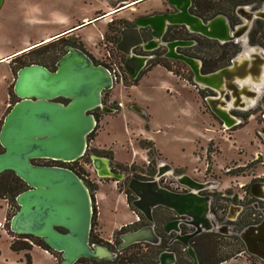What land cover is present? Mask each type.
Segmentation results:
<instances>
[{
  "label": "water",
  "instance_id": "obj_1",
  "mask_svg": "<svg viewBox=\"0 0 264 264\" xmlns=\"http://www.w3.org/2000/svg\"><path fill=\"white\" fill-rule=\"evenodd\" d=\"M181 22L196 30L198 19L185 13ZM178 22L179 16L154 15L138 22L147 25L157 19L163 27L165 19ZM218 24L220 35L226 32L221 17ZM210 27V26H209ZM198 30V29H197ZM144 44L138 27L122 26L121 39L117 48L128 57L125 69L131 78H136L148 57L132 52L136 45ZM65 52L57 59L55 69L40 63H29L19 67L13 83V93L18 99L4 115L0 126V173L11 170L24 181L27 188L18 193L15 201L18 209L10 218L9 227L14 233L39 237L49 248L59 252V264H74L80 258L113 260L119 250L136 243L158 244L160 236L154 230V208L161 206L172 209L178 215L191 218L198 227L209 228L210 212L208 195L196 192L210 185L189 175H180L177 180L192 189L188 193L172 191L161 185L159 179L165 170L172 167L164 160L157 165L152 179L131 177L128 189L134 198L131 204L144 216L146 224L135 230L120 233L116 249L105 243L90 239L94 217L93 195L82 177L72 168L64 165H44L36 159H52L70 162L81 158L88 147V135L95 130L98 119L91 112L101 108L113 113L116 109L108 107L102 100L105 90L114 85L111 70L96 63L84 50L65 45ZM192 69V81L205 88L218 90L233 86L247 65H239V59L232 66L220 68L209 73H201L195 58L176 55ZM245 63V62H244ZM240 80V79H239ZM59 98L66 99L61 101ZM220 97L207 96L206 102L223 120L229 129L239 123L223 106ZM220 106H219V105ZM139 112L141 109L135 107ZM92 167L98 178L112 177L116 180L125 177L124 172L112 169V160L106 156L91 154ZM120 169V166H116ZM264 229V222L257 227ZM164 231H168L165 226ZM251 253L264 258V255L249 249ZM189 253L197 264L193 250ZM174 254L163 250L155 264H171Z\"/></svg>",
  "mask_w": 264,
  "mask_h": 264
},
{
  "label": "rangeland",
  "instance_id": "obj_2",
  "mask_svg": "<svg viewBox=\"0 0 264 264\" xmlns=\"http://www.w3.org/2000/svg\"><path fill=\"white\" fill-rule=\"evenodd\" d=\"M49 7L58 10L56 16L62 13L66 15L67 26L78 24L70 29H77L74 33L78 36L73 39L81 38L94 56L100 57L105 52L104 47L106 50L112 47L101 41L110 19L116 18L114 20L117 22L118 17L131 14V9L124 7L102 16L101 12L111 7L105 0H6L0 7V57L4 54H11L12 57L31 49L38 43L15 52L24 43L63 28V23L51 24L43 20V17H47ZM39 17L43 21H38ZM86 21L91 23L87 25ZM83 24L84 27L79 28ZM36 49L22 57H33L52 66L62 52L55 42ZM17 59H0V126L4 115L18 99L12 90L18 67L15 63ZM170 68L179 74L157 64L144 70L136 84H131L132 80L123 72L122 77L106 93V99L112 100L110 105L116 111L98 112L97 126L81 157L79 168L89 175L95 185L92 194L96 211L93 234L104 241L110 240L114 246L117 245L115 237H119L116 232L130 224L138 213L131 204L134 195L131 192L128 197L125 193L128 180L135 176L153 178L157 170L154 165L160 161L182 165V169L201 180L221 179L224 182L222 191L232 190L238 182L250 177V167L253 165L236 166L251 162L253 156L249 153L252 135L249 137L248 127L240 124L238 126L242 127L235 130H224L210 117L203 105L202 112L199 110L200 97L190 75L183 72L179 63ZM146 141H152L153 146L150 143L146 145ZM150 146L153 155H149ZM91 154L106 156L118 163L125 178L119 181L112 177L98 178L92 167ZM74 165L78 166L79 163ZM226 167L232 168V171L238 170L237 174L245 177L237 178L234 172L228 174ZM182 169H176V174ZM159 181L163 185V179ZM16 210L17 203L0 198V264H59L61 255L58 252H43L40 250L42 247L35 243H32L29 250L15 252L10 249V242L16 238L8 231V217ZM137 248L142 252L147 251L143 244L134 247ZM217 253L227 256L222 251Z\"/></svg>",
  "mask_w": 264,
  "mask_h": 264
},
{
  "label": "flooded vegetation",
  "instance_id": "obj_3",
  "mask_svg": "<svg viewBox=\"0 0 264 264\" xmlns=\"http://www.w3.org/2000/svg\"><path fill=\"white\" fill-rule=\"evenodd\" d=\"M105 1L114 6L117 5L116 12L124 7H129L131 14L118 17L117 22L114 20L116 18L110 19L101 41L105 45L111 44L112 47L107 50L104 47L105 52H102L101 57L94 56L95 54L86 48L81 39H73L78 35L62 36L56 41L63 43L62 54L66 51L65 45L72 44L84 50L94 62L104 64L110 70L114 68V82L122 77L123 72L128 74L125 69V61L128 56L117 48L123 25L128 28L138 27L144 41V44L136 45L132 49L134 54L148 57L145 67L137 76L139 78L147 66L154 62L155 65L161 64L172 72L170 66L179 63L183 72L189 74L192 79L191 67L183 60L176 58V55L195 58L199 63L201 73H209L232 66L233 61L237 58L240 60L239 65H247L232 87L223 88L222 95H219L218 90L214 88L200 87L192 82L201 104L210 117L214 118L224 130L227 129L223 126L224 120L210 108L205 97H220L219 100L223 102L222 107H226L232 116L238 118L239 123L231 126L229 131L242 126L248 127L249 137L252 135L249 153H252L253 156L250 158L251 162L236 166L253 165L250 167V177L246 181L238 182L236 188L222 191L224 182L221 179L201 180L198 176L189 174L186 169H182L180 167L182 165H173L172 162L164 160L172 167L171 170H165L160 177L164 181L162 182L164 187L180 193L191 192L190 187L177 180L178 176L183 174L189 175L194 180L210 183L196 193L210 197L211 226L209 228L198 227L191 222V218L188 216L178 215L170 208L158 206L154 208L153 214L154 230L160 236V242L158 244H136L145 246L148 244V247L151 246L158 251L157 254L163 250L172 252L174 261L171 264H192L194 259L190 255L189 249L193 250L197 264H264V258L249 250L253 249L264 255V229H249L264 222V0H131L129 5L125 4L126 0ZM120 3L123 4L119 5ZM179 12L198 19V30H193L187 23L181 22L180 19L183 18V15ZM102 14L104 13L101 12ZM154 15L167 17L178 15L179 21L169 22L166 18L163 27L157 24V19L150 20L144 26L138 25L139 21ZM219 17H221L223 25L227 26L223 35L218 32V24H214ZM90 23L88 22L87 25ZM56 61L52 66L48 64L45 66L55 69ZM128 77L133 80L129 74ZM108 90L103 92L102 100L108 107H111L112 100L110 99L109 102L106 99ZM59 100L62 101L63 98H59ZM64 100L66 101V99ZM99 111L106 113L99 107L91 111L97 119ZM240 124L242 126H238ZM36 161L44 165L61 164L70 168L75 166L44 158L36 159ZM112 162V169L121 172V166ZM117 165L120 166V169L116 168ZM157 165H154L155 169H157ZM178 168L182 170L176 174ZM225 171L228 174L230 172L237 174L238 170L232 171V168L226 167ZM235 177L243 178L245 176L237 174ZM131 223V227H127L120 233L135 230L147 222L145 218H142L140 221ZM165 226L168 231H164ZM110 247L116 249L117 245ZM217 251L225 252L227 256L219 255Z\"/></svg>",
  "mask_w": 264,
  "mask_h": 264
},
{
  "label": "trees",
  "instance_id": "obj_4",
  "mask_svg": "<svg viewBox=\"0 0 264 264\" xmlns=\"http://www.w3.org/2000/svg\"><path fill=\"white\" fill-rule=\"evenodd\" d=\"M73 43H75V42H73ZM55 44L62 51L63 44L60 41H56ZM45 46H47V45H45ZM34 49H36V48H31V50L28 49L29 51L26 50L28 52L24 51L25 53L22 52L23 54H21L15 58V59L18 58L17 60H15V63L18 65L17 69L19 67L26 65V64H29V63H40V64L46 65L45 62H42L39 60L37 61L33 57H29L28 59L27 58L25 59L22 57L25 54H29ZM62 52L58 55V57L62 54ZM153 65H155V63L149 64L145 70L149 69ZM173 72L176 74H179L176 71H173ZM138 80H139V77H137L136 79H133L131 84H136L138 82ZM62 101H65V100L63 99ZM93 132H94V130L88 135V141L92 138ZM148 143L152 144V146H153L152 141H146V145ZM146 145H144V147ZM2 150H3V148L0 145V151H2ZM148 152H149V155L150 154L153 155L154 152H153V149L151 146H150ZM104 155H107V154H104ZM34 162L37 163L36 160ZM72 169H74L80 175V172L77 171V169H75V167H72ZM138 177L145 179L144 177H141V176H138ZM85 182H86L87 186L89 187L90 191H93V189H95V185L93 183H91L90 181H86V180H85ZM26 188H27V186L24 183V181L21 180L18 176H16L13 171L6 170V171L0 173V198H7V199H10L12 202L16 203V201H15L16 195ZM125 193L129 197V195L131 194V191L129 189H127L125 191ZM17 209H18V205H17ZM136 214H138L140 216V219L144 218V216L139 211ZM11 216L8 218L10 219ZM94 216H95V213H94ZM161 222H162V220H161ZM93 224H94V217H93V221H92V226H93ZM131 224L132 223L127 224L125 226H122L121 229H119V231H117L116 233L118 234V233L126 230L127 227H131ZM8 229H9L8 230L9 233H12V235L16 238L15 240H12L10 242V249L12 251L17 252V251H21V250H29L32 248V243H35L36 245L42 247L43 249L49 251L50 253L56 252V251L52 250L51 248H49L39 237H35L32 235H28V234L14 233L10 230V227ZM90 239L93 242H102V243L108 244L110 246L111 245L113 246V244L110 243L109 241H104L103 239H101L97 235L93 234V229L91 231ZM115 241L117 244L118 238L115 237ZM147 245H146L147 251H145V252H142L138 248H137V250L134 249V247L136 248L138 245L132 244V245H129L122 250H119L117 253V256L113 260H96V259L83 257V258L78 259L74 264H155L157 262V256H158L157 252L158 251L155 248L153 249L151 246L148 247Z\"/></svg>",
  "mask_w": 264,
  "mask_h": 264
},
{
  "label": "crops",
  "instance_id": "obj_5",
  "mask_svg": "<svg viewBox=\"0 0 264 264\" xmlns=\"http://www.w3.org/2000/svg\"><path fill=\"white\" fill-rule=\"evenodd\" d=\"M113 1H116V0H113ZM5 2H6V0H0V7L2 6V5H4L5 4ZM107 2V1H106ZM130 2H131V0L129 1V0H126L125 1V4L126 5H129L130 4ZM108 4H110L111 5V7L110 8H108V9H106L105 10V12H102V13H104V14H102V16L103 15H105V14H107L108 12H110V11H114L115 9H116V6L117 5H113V4H111V3H109V2H107ZM131 6V5H130ZM47 17H43V20L44 21H49V22H51V24H55V23H58V24H61V23H63L62 25H63V28H61V29H59L58 31H55V32H50V33H48L47 35H45V36H43V37H41V38H38V40H34V41H32V40H30V41H28V43H24V44H22V46H20L19 48H17V50H15V52H17V51H20V50H22V49H24V48H27V47H29V46H31V45H34V44H37L38 43V45L37 46H35V47H33V48H37V47H39V46H44V45H50V44H52L53 42H55L56 41V39H58L59 37H69V36H77V34H75L74 32H75V30H77V29H74V30H70L71 28H73V27H75V26H77L78 24H75V25H72V26H67V23H68V19H67V17H66V15L65 14H61V16H56L57 15V12H58V10H56V9H53L52 7H49L48 9H47ZM41 13V12H40ZM42 17H39L38 18V21H43L42 19H41ZM87 23H88V21H86ZM82 27H84V26H81V27H79V28H82ZM78 28V29H79ZM107 29V28H106ZM50 38H52L50 41H47V42H45V40H48V39H50ZM81 39V38H80ZM82 41V40H81ZM83 42V41H82ZM85 45V44H84ZM86 46V45H85ZM86 48L89 50V51H91V49L89 48V47H87L86 46ZM31 50V49H30ZM29 51V50H28ZM28 51H25V52H28ZM14 52V53H15ZM25 52H23V53H25ZM92 52V51H91ZM23 53H20V54H17V55H14V56H10L11 54H4L3 56H1L0 57V59H4V58H6V61H8V60H12V58H16L17 56H19V55H21V54H23ZM13 54V53H12ZM172 72V71H171ZM173 73V72H172ZM198 103H199V105H198V108H199V110L202 112V104H201V102H200V99H199V101H198ZM135 221V217H134V219H133V221L132 222H134ZM131 223V222H130ZM40 247H38V249H39ZM35 249V248H34ZM40 250H42L43 252H48L47 250H45V249H43V248H40Z\"/></svg>",
  "mask_w": 264,
  "mask_h": 264
},
{
  "label": "built area",
  "instance_id": "obj_6",
  "mask_svg": "<svg viewBox=\"0 0 264 264\" xmlns=\"http://www.w3.org/2000/svg\"><path fill=\"white\" fill-rule=\"evenodd\" d=\"M115 71V69L114 68H112V70H111V73H112V76H113V78H114V74H113V72ZM114 80H115V78H114ZM50 160H52V159H50ZM82 159L81 158H79V159H77V160H74V161H70V162H63V161H61L62 163H66V164H68V163H70V164H76V163H79V165L78 166H74L75 167V169H77V171H79L80 172V175H81V177H82V179L85 181H91L92 179H90V177H89V175H87V174H85L84 172H82L81 170H80V161H81ZM58 161V160H57ZM61 165V164H60ZM140 220V216L138 215V214H136L135 215V221H139Z\"/></svg>",
  "mask_w": 264,
  "mask_h": 264
},
{
  "label": "bare ground",
  "instance_id": "obj_7",
  "mask_svg": "<svg viewBox=\"0 0 264 264\" xmlns=\"http://www.w3.org/2000/svg\"><path fill=\"white\" fill-rule=\"evenodd\" d=\"M157 22V21H156ZM207 27V26H206ZM162 29V28H161ZM206 29V28H205ZM52 38H50V39H48L47 41H50ZM47 41H45V42H47ZM236 60V59H235Z\"/></svg>",
  "mask_w": 264,
  "mask_h": 264
}]
</instances>
